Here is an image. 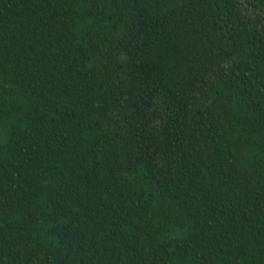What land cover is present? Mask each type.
<instances>
[{"label": "trees", "instance_id": "1", "mask_svg": "<svg viewBox=\"0 0 264 264\" xmlns=\"http://www.w3.org/2000/svg\"><path fill=\"white\" fill-rule=\"evenodd\" d=\"M0 264H264V0H0Z\"/></svg>", "mask_w": 264, "mask_h": 264}]
</instances>
